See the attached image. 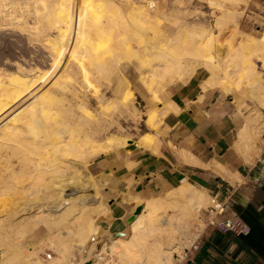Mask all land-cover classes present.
I'll return each mask as SVG.
<instances>
[{"label": "bare ground", "instance_id": "obj_1", "mask_svg": "<svg viewBox=\"0 0 264 264\" xmlns=\"http://www.w3.org/2000/svg\"><path fill=\"white\" fill-rule=\"evenodd\" d=\"M222 1L240 7L250 0ZM153 12L133 0H0V29L16 25L32 41L47 43L55 62L67 58L83 72L96 73L106 81L122 62L137 61L141 65L139 82L156 101L159 98L154 83L170 76L179 80L197 66L209 73L205 82L210 87H220L228 93L246 89L247 96L264 109V35L243 32L237 11L236 16L224 12L216 22L218 30L231 26L236 38L242 39L237 47L234 42L228 44L230 50L222 64L213 54L217 38L214 34L198 35L180 29L169 45L155 49L149 38L150 33L157 34L159 27ZM28 17L33 19L32 24ZM50 30L54 35H49ZM163 49L167 57L160 54ZM12 76L0 70V124L10 113L25 107L32 95L37 97L40 86L47 82L42 76ZM60 79H70L66 69ZM240 95L239 107L244 104ZM134 98L135 92L129 89L124 101L129 112L139 115L131 106ZM108 106L119 109L114 101ZM161 109H149V127L157 128ZM254 115L245 119L239 131L237 146L247 160L250 148H254L252 142L261 136L259 126L264 125L258 126L259 117ZM10 121L0 128V264H96L104 254L112 257L113 264H175V257L182 258L183 251L191 247L193 222L215 200L205 190L185 180L165 198L146 201L130 196V203L144 204L143 211L123 235L114 237L97 222L99 216L109 213V208H101L96 218H83L87 212L84 208L75 219H68L67 209L81 200L88 206L93 181L87 162L114 149L118 138L112 136L102 142L99 133L91 128L73 130L66 107L59 105L50 91ZM143 139L153 141L154 137L146 135ZM120 144L128 146L129 140ZM76 185L83 193L80 197L73 195ZM72 223L77 225L75 229L69 227ZM60 226L67 229L69 237L82 243L81 263L75 262L72 243L63 238L64 228ZM42 230L52 233L42 245L57 254L47 263L37 253L38 247L19 243ZM95 237L100 241L88 248Z\"/></svg>", "mask_w": 264, "mask_h": 264}, {"label": "crops", "instance_id": "obj_2", "mask_svg": "<svg viewBox=\"0 0 264 264\" xmlns=\"http://www.w3.org/2000/svg\"><path fill=\"white\" fill-rule=\"evenodd\" d=\"M209 77L206 70L196 67L179 80L167 77L155 88L159 101L142 83L136 87L135 98L145 118L149 109H163L161 127L159 131L148 128L150 131L131 139L128 146L93 161L92 172L109 208L99 224L113 236L125 232L130 218L142 207L130 203L131 197L152 199L187 180L225 208L213 219L221 222L240 217L251 233L237 237L208 224L203 232H197L180 264H264V154L250 161L251 153L247 160L238 149L239 131L247 116L240 125L238 114L243 117L244 110L234 102V94L210 87ZM146 135H152L154 142L144 141ZM42 232L27 239L30 247L43 246L47 233Z\"/></svg>", "mask_w": 264, "mask_h": 264}, {"label": "rangeland", "instance_id": "obj_3", "mask_svg": "<svg viewBox=\"0 0 264 264\" xmlns=\"http://www.w3.org/2000/svg\"><path fill=\"white\" fill-rule=\"evenodd\" d=\"M133 1H136L140 4L144 3L150 10H152V12L154 11L156 13L154 16L157 17L156 19L159 25L158 32L157 34H149V38L154 41L153 46L155 49L160 45H169L172 39L176 37L180 29H184L185 32H193L198 35H204V33L214 34L217 36V38L215 36V50H213V54L215 55L218 63L222 64L225 59H227L226 54L228 55L230 50L228 44L231 45L234 42V46L237 47L242 40L238 37L236 38V32L231 26L228 28L225 27V30L223 29L222 31L218 30L219 28L217 29V19L224 12L234 13V11H237L239 16L236 18H238V20L241 18L240 27L243 31L251 33L257 37L264 35V0H250L248 1L249 3L246 2L239 4L240 7L237 5L225 4L222 0ZM239 12L241 14L243 13L242 17H240L241 14ZM237 14L234 13L235 16ZM27 19L26 20L29 23H33V19L31 17H28ZM18 29L19 27L16 25H13V27L12 25H9L3 29H0V70L3 73L5 72L8 76L13 75V78L26 75L28 78L42 76L44 80L47 79V82L42 84L43 87L40 86L41 90L37 94V97H40L47 91H50V93L59 101V105L66 107L67 119L69 120V125L73 128V130L91 128L99 133L98 139H100L102 142L108 140V138L112 136H116L118 138L116 142L114 141L115 148L105 154L114 152L121 147H126L122 146L121 144L119 146L118 143L124 140H129L130 142L131 139L135 138L141 133L150 131L148 128L154 130L146 125V118L144 113H142L143 108L140 106L137 97L134 98V102L131 104V106L132 108L137 106L141 111V115L136 108L135 109L139 115H134L132 112H129L131 110L127 108V104H125L124 101L125 94L129 89H132L135 92L136 87L141 85L138 79L139 72L141 70V65L139 62H122L116 71L111 75L110 80L106 81L99 78L96 73L90 74L89 72H83L67 58H63L60 63L58 61L55 62L50 49L47 47V43L32 41L28 33L21 32V30L19 31ZM49 35L52 36L54 33L50 30ZM233 38L234 40H232ZM160 54L162 57H167V52L165 49L160 51ZM194 67H196L198 70L201 69L197 66ZM64 69L67 70L70 79H60V75ZM154 69L157 68L154 67ZM164 80H166V78H162L159 83ZM159 83H154V88H156V86L158 88ZM246 92V89H243L241 92H239L241 95L235 91L231 93L234 94V97H236L234 102H237L238 105L239 101L237 96H243L242 98L244 104L241 106V108H239H243L244 116L241 117L240 114H238V116L242 119L240 125L243 124L245 116L250 117V115L253 116L255 114L254 116L257 117V119L259 117L257 122V125L259 126V123H264V109L257 102L251 100L250 97L247 96ZM33 96L34 95L29 98L25 107L13 111L12 114L10 113L7 119H5L2 124H0V128L7 125L10 119L12 120L15 118L16 115H19L24 108L33 103L37 98L36 95L34 97ZM112 101L118 105L119 109L117 111L109 108L108 104L112 103ZM161 118L162 117H159L157 123L156 129H158V131L161 127ZM259 128H261V136H259L255 142H252L254 148H250V161H253L254 158H261V156L264 154V130L262 131L264 125L261 124ZM144 141L149 143L154 142L150 139H144ZM241 156L244 158L242 154ZM95 158L87 162L89 170L88 174L93 181V188L88 191V196H90L91 201L88 202L87 207H85V200H81L80 202L76 203L75 206L68 208L67 211L70 214L68 219H75L81 216L80 210H83L84 208L87 209V212L84 214L83 218H96V214L101 210V208L107 207V205H104L105 199L103 196V190L99 188L97 178L92 172V164ZM244 160L247 162L245 158ZM73 190H75L73 192L74 196L80 197L83 194L81 192V188H79L77 185ZM166 194L154 198H165ZM15 203H17V201ZM141 205L144 207V204ZM216 205L217 204L214 201L213 204L209 205L201 212V217H199V220L197 222H193V226L191 228L193 235L191 247L197 238V232H203L208 224H210L209 222L214 220L212 218L214 214H212L211 211ZM100 218L101 216L97 218L98 223H100ZM60 227L64 228L61 231V234L64 235V237H62L70 240V243H72V251L77 256L75 262L81 263V251H83L82 243L79 239H73L72 237H69L68 231L64 226ZM69 227L75 229L77 225L73 224V226L70 225ZM49 232L48 234L51 235L52 233ZM99 241L100 240L96 237L92 238L89 241L88 248H91V245L98 243ZM19 243L23 246L28 245L27 239L19 240ZM44 247V245L42 247L40 246L39 249L36 250L37 253H39L41 259H44L43 254L46 253L47 249L49 250V248ZM51 252L54 251L51 250ZM185 252L186 250L183 251V256L181 255L182 258L175 257V264L181 263L185 256ZM56 256L57 254L54 253L53 257Z\"/></svg>", "mask_w": 264, "mask_h": 264}, {"label": "built area", "instance_id": "obj_4", "mask_svg": "<svg viewBox=\"0 0 264 264\" xmlns=\"http://www.w3.org/2000/svg\"><path fill=\"white\" fill-rule=\"evenodd\" d=\"M225 211V208L220 204H217L211 211L212 214L221 216ZM214 217V216H213ZM211 226H217L226 232L232 233L237 237H247L250 235V228L243 222L240 217H235L231 219H225L221 222H217L216 219L209 222ZM53 257V252H48L44 254V259L46 263L51 261ZM96 264H113L112 257L109 254H104L101 256V260Z\"/></svg>", "mask_w": 264, "mask_h": 264}, {"label": "water", "instance_id": "obj_5", "mask_svg": "<svg viewBox=\"0 0 264 264\" xmlns=\"http://www.w3.org/2000/svg\"><path fill=\"white\" fill-rule=\"evenodd\" d=\"M142 211H143V207H139V208L136 210L134 216H132V218H130L129 223H132V222L135 220V218H136L139 214H141ZM120 235H123V234H122V233L114 234V237H117V236H120Z\"/></svg>", "mask_w": 264, "mask_h": 264}]
</instances>
